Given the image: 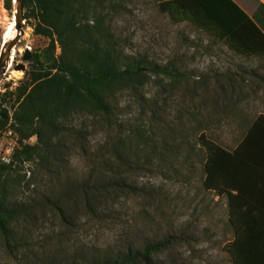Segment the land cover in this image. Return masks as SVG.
<instances>
[{"label": "rangeland", "instance_id": "obj_1", "mask_svg": "<svg viewBox=\"0 0 264 264\" xmlns=\"http://www.w3.org/2000/svg\"><path fill=\"white\" fill-rule=\"evenodd\" d=\"M116 10L109 12V24L124 53L156 67L169 65L172 76L151 73L143 89L118 92L110 122L87 112L74 114L55 167L23 164L15 196L29 214L18 223L17 245L11 251L0 246V264H82L165 235L174 240L154 255L155 264H235L227 249L234 236L227 197L203 186L202 138L233 148L252 118L264 112V87L247 74L227 84L230 54L184 16L181 2L121 0ZM14 11V4L7 9L0 0V48L9 40ZM47 40L24 19L15 43L22 50L5 69L0 92L3 83L14 89L23 77L24 70L14 65L25 47L32 50ZM10 130L0 136L4 156L16 143ZM138 133L145 145H136ZM97 172L125 179L135 191L119 190L93 210L71 203L73 217L63 219L52 202L67 186Z\"/></svg>", "mask_w": 264, "mask_h": 264}, {"label": "trees", "instance_id": "obj_2", "mask_svg": "<svg viewBox=\"0 0 264 264\" xmlns=\"http://www.w3.org/2000/svg\"><path fill=\"white\" fill-rule=\"evenodd\" d=\"M177 1L184 16L199 28L221 34L223 30L214 26L218 17L209 0ZM4 5L12 9L13 2L4 0ZM120 5L121 0H23L25 22L34 34L48 40L31 50L24 75L14 89L0 92V136L11 129L16 137L9 161L0 160V246L5 250L17 245L18 223L29 214L15 196L21 180L17 172L23 164L29 161L43 168L55 167L74 114L87 112L110 122L118 92L143 89L151 73L172 76L169 65L156 67L142 57L124 53L109 24V12ZM2 35L0 27V38ZM263 121V113L253 118L233 149L202 138L203 186L227 197L228 219L234 230L227 249L235 264H264V191L254 186V176L263 173L256 165L264 161ZM33 135L35 141L30 142ZM135 135L136 145L147 143L139 133ZM119 190L134 192L135 187L125 179L97 172L90 180L67 186L52 204L69 221L71 203L93 210ZM173 240L172 235H165L141 246L128 243L116 253L93 256L82 264H155L154 255Z\"/></svg>", "mask_w": 264, "mask_h": 264}, {"label": "crops", "instance_id": "obj_3", "mask_svg": "<svg viewBox=\"0 0 264 264\" xmlns=\"http://www.w3.org/2000/svg\"><path fill=\"white\" fill-rule=\"evenodd\" d=\"M209 2L218 17L214 26L223 31L219 35H214L206 31V28L200 27V29L211 35L214 42L222 44L225 55L230 54L225 66L227 72L231 70L225 73L224 79L229 81L227 84H235L236 80H245L247 74L255 84L264 87V0H209ZM260 113L264 114V112ZM246 129L234 147L243 139ZM257 134L261 133H256L255 136ZM262 135H264V126ZM254 147L252 146V149ZM263 164L264 161L256 163L259 165L258 169L263 171L254 176L256 182L254 186L258 191H264Z\"/></svg>", "mask_w": 264, "mask_h": 264}, {"label": "water", "instance_id": "obj_4", "mask_svg": "<svg viewBox=\"0 0 264 264\" xmlns=\"http://www.w3.org/2000/svg\"><path fill=\"white\" fill-rule=\"evenodd\" d=\"M13 1V0H12ZM14 6H15V17H14V26L17 28L18 33L14 35L11 39L7 41L1 42V48H0V81L2 79V76L5 72L6 67L9 64V61L11 59V50L13 46L15 45L16 41L19 39V36L23 33V24H24V6H23V0H14ZM31 58V49L30 47L26 46L23 54H22V61L17 62L14 65L15 69H26V61H29ZM11 83L5 82L3 83V87L7 88Z\"/></svg>", "mask_w": 264, "mask_h": 264}, {"label": "bare ground", "instance_id": "obj_5", "mask_svg": "<svg viewBox=\"0 0 264 264\" xmlns=\"http://www.w3.org/2000/svg\"><path fill=\"white\" fill-rule=\"evenodd\" d=\"M13 4L14 3V0H13ZM14 10H15V6H14ZM16 11V10H15ZM15 11H14V17H15ZM7 25V24H6ZM10 30H8L9 32V39H11L12 37H14V35H16L18 33V30L17 28L14 26V19L12 21V25H11V28H9ZM7 36V35H6ZM5 40V39H4ZM19 50H22V48L20 46H18L17 44H15L11 50V59L9 61V64L8 66L6 67V70H10L11 66H12V63H13V60L15 58V55L18 53Z\"/></svg>", "mask_w": 264, "mask_h": 264}, {"label": "built area", "instance_id": "obj_6", "mask_svg": "<svg viewBox=\"0 0 264 264\" xmlns=\"http://www.w3.org/2000/svg\"><path fill=\"white\" fill-rule=\"evenodd\" d=\"M9 130H10V129H9ZM9 132H11V130H10ZM12 150H13V146L10 147V151L8 152V155L4 156V155H1V154H0V160H1V161L8 162L9 159H10V154H11Z\"/></svg>", "mask_w": 264, "mask_h": 264}]
</instances>
